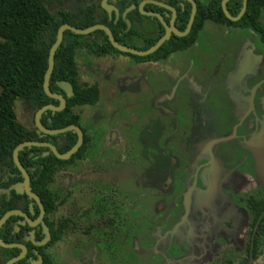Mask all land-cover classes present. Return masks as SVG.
Listing matches in <instances>:
<instances>
[{
    "label": "flooded vegetation",
    "instance_id": "af4514ba",
    "mask_svg": "<svg viewBox=\"0 0 264 264\" xmlns=\"http://www.w3.org/2000/svg\"><path fill=\"white\" fill-rule=\"evenodd\" d=\"M141 1L131 0L128 6L134 4V9L137 10V5ZM155 1L160 2V7L156 6V11L144 10V8L149 9L150 6H155L149 3L144 4L143 10L160 13L166 25L173 21L172 25L178 30V16L186 4L190 5L189 19L191 13L189 1ZM191 1L194 2L196 8L197 1L207 3L208 0ZM120 2L108 0V3L118 10L122 7ZM242 3L243 0H241L240 9L235 16L240 12ZM163 4L174 10L173 20L172 11L162 7ZM263 13L264 6L259 11V21L260 15ZM207 22L220 25L211 21ZM159 24L160 32L162 31L160 37H162L165 29L161 22ZM260 24L264 28L261 21ZM220 26L250 28L241 25L223 24ZM204 27L205 25L201 31ZM185 28L178 31L183 32ZM250 29L255 33L258 43L264 47V41L258 33L252 28ZM172 36L175 35L171 34L170 38ZM92 39H96V36H92ZM197 41L196 38L188 47L160 58V64L158 61L135 62L133 70L137 68V65L138 67L146 64L153 67L160 65L161 84L164 83L163 77L168 76L166 83L161 85L164 88H160V92L165 89L170 90L174 74L168 71L164 72L166 70L165 63L183 61L180 55L192 48ZM178 63L171 65L174 66ZM251 66L252 61L249 54H246L241 65L240 76L234 80L235 83L232 82L238 86V89L234 88L233 93L242 95L245 89L247 90V94L243 96L245 107L240 110V119L246 118V124L234 132L231 126L221 123L222 112L211 111L207 106L202 105H197L193 109L188 107L184 110L190 109V111L184 113L190 119L188 121L182 119L177 128L167 126L169 128L164 131L162 128L159 149L155 153H146V157H154L152 160H155L156 156L160 157V164L145 165L138 159L147 160L142 149H148V145L141 144L144 140H136L133 150L130 145L120 143L121 137L112 128L106 131L102 149L95 152L96 148L90 142V136L80 124L75 125L82 132L80 147L84 144L85 151L80 158L71 160L73 154L67 160H61L69 162L65 163L61 169L54 171L50 193L46 201L47 206L52 209L51 212L45 210L41 198L31 190L29 175V190L41 202L43 208L41 216L39 207L34 200L30 199L24 191L17 193L12 189L13 186L22 183L23 179L20 173L15 174L21 178L20 182L1 186L8 183V179L14 176L2 172L0 174V201L2 197L8 198L10 192L19 196L24 195L28 200L27 207L25 208L24 202L15 200L16 203H13L15 209L10 210L19 211L30 222H36L34 226H30L22 216H10L17 218L12 225L13 233L19 234L20 227L28 228L21 237H17L18 242H13L26 248V253L20 260L27 255L28 248L25 243L29 242L34 247H46L45 253L49 256L51 264H56L58 252L61 258L60 264H73L74 259L81 261L82 253L89 264H186L187 254L190 258L188 260L191 261L187 264H260L264 254V211L257 214L255 207L264 204V184L260 180V172H264V163L262 159L258 158L259 163L256 164V157L264 156V142L261 143V140L264 139V132H262L264 129V79H253L256 73ZM100 68V63L96 62L98 72ZM106 75H112V71ZM125 79L118 76L116 82H119L117 84L120 86L128 84L129 81ZM251 81L254 83L250 86ZM257 82H260L259 94L254 96L250 94V91ZM200 83L202 85L201 81ZM196 87H193L195 92L198 90ZM201 89L202 87L198 92ZM55 94H60L63 98L65 96L59 89ZM157 100L160 104V113L172 116L171 107L175 100L174 90L162 93ZM255 102L259 106L257 112H253L252 106ZM54 106H58V101ZM77 111L80 116L81 107ZM192 114L195 115L197 124L195 121H191ZM42 135L51 137L46 142L53 145L56 150L57 147H61L63 142L61 138L52 139L53 136L59 134ZM189 138L192 142L187 140ZM155 144L156 140L151 142L149 147H153ZM108 151L109 153L105 154ZM45 152L51 153L47 149L41 155L46 156L48 153L43 155ZM260 154L262 156H259ZM204 166H208L209 169ZM148 170H150L149 177L144 178L142 172ZM252 180L255 183L253 187L250 186ZM122 181L126 184L132 181L134 184H124L129 191H132V200L124 199L122 201L117 198V184ZM228 198L231 199L229 202L234 205L236 210L231 208L222 214L220 209L229 203ZM167 199L170 200L167 201ZM184 200H187L186 207ZM148 203L151 206L149 210H147ZM30 205L32 213L29 210ZM238 210H243V214H238ZM243 216L247 219V240H245L242 249L238 250L229 237L232 238L234 236L232 234L239 229L238 226L242 224ZM44 220L53 225L56 234L60 233V239L50 243L51 231ZM149 225L151 229L147 230ZM258 226H260L259 231ZM134 230L136 231L131 234ZM37 235L41 237L39 240L36 239ZM0 240L3 242L2 239ZM255 240H257L256 247L254 246ZM127 242H129L128 247ZM16 249L19 250L16 255L18 256L21 250ZM121 249H123L122 252ZM9 260L4 263L0 260V263L6 264ZM20 260L12 264H16ZM31 264H38V262L32 260Z\"/></svg>",
    "mask_w": 264,
    "mask_h": 264
},
{
    "label": "trees",
    "instance_id": "16d2710c",
    "mask_svg": "<svg viewBox=\"0 0 264 264\" xmlns=\"http://www.w3.org/2000/svg\"><path fill=\"white\" fill-rule=\"evenodd\" d=\"M130 1H121L122 7L119 11L128 6ZM220 1L208 0L207 3L197 1V11L188 35L182 38L172 36L154 53L145 57L118 52L99 30L89 35H76L64 31L62 42L54 53V67L48 89L56 93L58 90L56 82L65 81L70 83L73 94L68 98L64 96L66 106L63 110L54 113L44 112L40 117V124L47 129L79 125L80 116L77 110L97 102L99 95L96 87L82 83L78 79L75 65L77 51L86 50L97 57L124 54L132 57L135 62H156L165 55L188 47L197 38L207 21L220 25L250 27L264 41V28L258 20L264 0H247L245 12L237 22H231L223 15ZM240 5L241 0H229L226 9L231 16H235ZM50 7L51 2L48 0H0V174L5 172L14 175L8 179V183L1 186L21 181V178L15 175L18 174V170L12 162V151L18 144L26 141L46 142L51 138L39 133L35 127L27 128L18 122L13 105L16 99H24L35 113L42 106L57 104V101L44 94L42 85L47 70L48 52L61 25L68 24L78 29H86L97 24L104 25L118 44L138 51H145L153 46L162 34L160 24L155 18L142 16L136 9L127 14L131 27L124 32L126 27L123 21L120 18L115 20L113 14L108 17L99 2L79 1L78 8L74 11L59 8L56 12H52ZM144 10L156 11L157 7L150 6L149 9L144 8ZM189 10L190 5L186 4L178 16L179 31L186 26ZM92 36H96V39H92ZM58 138L63 140L61 147H57L59 153L66 152L76 141L75 133L72 131L52 137L53 140ZM83 145L74 153L71 160L80 158L85 151ZM46 150L43 147L23 148L18 152V160L30 176L31 190L41 198L45 210L51 212L52 209L47 206L46 201L50 193L52 176L55 170L61 169L69 161L58 160L51 153L42 156V152ZM15 200L24 202L25 208L27 207L28 200L24 195L19 196L10 192L8 198H1L0 216L10 209H15L13 205L16 203ZM255 210L257 214L263 212L264 204L255 207ZM16 219L10 217L0 229V239L3 242H18L17 237H21L28 229L20 227L19 234L13 233L12 225ZM44 221L51 231L50 243L60 239V233L56 234L53 225L47 220ZM259 228L260 226L258 231ZM40 238L36 236L37 240ZM25 244L28 248L27 255L16 264H31L32 260L38 264H51L49 256L45 253L46 247H34L29 242ZM18 253L19 250L16 248H0V260L4 263Z\"/></svg>",
    "mask_w": 264,
    "mask_h": 264
},
{
    "label": "rangeland",
    "instance_id": "374dc122",
    "mask_svg": "<svg viewBox=\"0 0 264 264\" xmlns=\"http://www.w3.org/2000/svg\"><path fill=\"white\" fill-rule=\"evenodd\" d=\"M48 1L51 2L50 10L56 12L59 8L74 11L78 8L79 1H90L91 3L99 2L101 4L103 0ZM260 21L264 25V13L260 15ZM204 25V29L197 35V43L186 52L184 51V54L180 55V58H182L184 62L181 61L178 63L177 60L172 63H165L164 65L166 69L164 72L168 71L174 74L171 80V89L174 90L175 95V100L171 107L172 116H166L160 113V104L157 99L162 93H168L171 90L165 89L160 92V88H164L161 85L165 84L168 79V76H164V83L161 84L160 65L156 67L150 64L141 67L137 65V68L133 70L135 61L132 57L124 54H111L104 57H96L86 51L76 52L75 65L79 81L96 87L99 90L97 103L95 105H85L81 107L79 118L80 126L90 136V142H92L93 146L96 148L95 152L102 149L106 131L112 128L117 132L116 134L121 137L120 143L130 145L133 150L135 147L134 145H136V140H144L141 144H147L148 149L142 150L148 161L140 158L138 159L145 163V165L160 164V157L156 156L155 161L152 160L154 157H146V153H155L157 149H159L162 128L163 131L169 128L167 126H171V128L174 126L177 128L180 126L179 122L182 119L188 121L190 118L186 116L184 112H189L190 109H184L188 107L193 109L197 105L207 106L208 109L214 112H222L223 119L221 123L225 126H231L234 132L246 124V118L243 120L240 119V110L245 107L246 103L243 96L247 94V90L245 89L242 95H240V93H233L234 88L238 89V86L233 83H235L236 81L234 82V80L238 79L240 76L241 65L244 62L246 54H249L250 60L252 61V70L256 73L253 79H264V47L258 43L255 33L252 32L250 28L223 27L209 22H206ZM96 62H99L101 65L99 72L96 69ZM175 63L178 64L174 66L171 65ZM158 64H160V59L158 60ZM109 71H112V75L110 76L106 75ZM105 72L106 74H104ZM118 76L126 78L125 80H128L129 83L122 86L118 85L119 82H116V77ZM253 83L254 81H251L250 86ZM259 84L260 82H257L255 86L251 88L250 94L254 96L259 94ZM194 86H197L196 88L198 90L202 87L201 91H193ZM252 107L253 112H257L259 106L256 102ZM13 110L18 122L27 128L34 127V113L29 108L26 100L16 99L14 101ZM191 121H195L197 124V119L194 114H192ZM164 123L167 125H164ZM262 132H264V129ZM191 136L190 133V137ZM154 140H156V144L153 147H149V144ZM187 140L192 142L190 138ZM262 142H264V139L261 140V143ZM109 151L105 154L109 153ZM259 156H262V154ZM258 158H260V160L262 159L264 163V156H262L256 157V164L259 163ZM204 167L209 169L208 166ZM256 167L261 169L258 166ZM149 172L150 170L142 172L144 178L149 177ZM205 172H207V170H205ZM260 180L264 184L263 171L260 172ZM124 184L134 185L132 181H129L127 184L124 183V181L119 182V184H117L116 196L122 201H124V199L128 201L132 200V191H129ZM218 186H220V184H218ZM250 186H255L253 180ZM169 200L170 199H167V201ZM229 200L231 199L228 198V202ZM186 202L187 200H184L185 207ZM232 205L231 202L225 204L220 209V213L223 214L226 210H231V208L235 211L236 208ZM150 208L151 206L148 203L147 210ZM237 213L243 214V210H238ZM243 217L242 224L238 226L239 229L232 234L234 235L232 238L229 237L231 241L233 240L232 243H235L238 250L242 249L245 240H247V219L245 216ZM140 229L142 230V228ZM148 229H151L150 225L147 227V230ZM135 231L136 230L131 232V234ZM128 245L129 242H127V247ZM120 251L122 252L123 249ZM119 253L118 251V254ZM190 255L192 254L190 253ZM186 256L185 259H187V263H190L191 261L188 260L190 259L188 258V254ZM80 260L81 261L74 259L72 263L89 264L84 258L83 253L81 254ZM261 261L260 264H264V254ZM60 263L61 258L58 252L56 264Z\"/></svg>",
    "mask_w": 264,
    "mask_h": 264
},
{
    "label": "water",
    "instance_id": "95a60500",
    "mask_svg": "<svg viewBox=\"0 0 264 264\" xmlns=\"http://www.w3.org/2000/svg\"><path fill=\"white\" fill-rule=\"evenodd\" d=\"M111 1H116V0H111ZM118 1H123V0H118ZM190 2L191 4V13L186 25V28L183 32H179L173 25V21H171V23L169 25H166L161 16L160 13L157 12H147L143 10V6L146 3L155 5V6H159L160 7V2L159 1H155V0H142L138 5H137V11L139 14L143 15V16H151L153 18H156L158 20V22L162 23L165 29V32L163 34L162 37H160L153 46H151L150 48H148L145 51H138L135 50L133 48L127 47V46H123L118 44L114 37L112 36V33L110 32V30L104 26V25H94L91 27H88L86 29H78L75 28L73 26H70L68 24H63L61 25L56 33V38L54 43L52 44V46L49 49L48 52V59H47V70L44 74L43 77V92L46 96H48L51 99H56L58 101V106H54V105H45L42 106L41 108H39L33 115V123H34V127L37 129L38 132L45 134V135H55V134H62L65 133L67 131H73L76 134V143L75 145H73L65 154H60L58 153V151L55 149V147L53 145H51L50 143L47 142H34V141H26V142H22L20 144H18L12 151V162L14 167L18 170V172L20 173L23 181L20 184H17L15 186L12 187V189H14L17 193H22V191H24V193L32 200H34L36 202V204L39 207L40 210V216L43 214V208L41 205V202L39 200V198L32 192H30L29 190V177L28 174L26 173V170L22 167V165L20 164L19 160H18V152L20 150H22L23 148H29V147H44L46 149H48V151L51 152V154L58 160H67L69 157H71V155H73L78 148L80 147L81 143H82V132L80 130L79 127L75 126V125H69L67 127L64 128H60V129H47L45 127H43L40 124V117L41 115L46 112V111H51V112H59L61 111L64 107H65V99L60 95V94H55L52 93L49 89V78L51 75V72L53 70L54 67V53L56 51V49L59 47V45L62 42V37H63V32L64 31H70L73 34L76 35H89L95 31H102L105 36L107 37L108 42L110 43V45L117 50L120 53H126V54H130L133 56H138V57H145L148 55H151L152 53H154L164 42H166L169 38L170 35L173 34L177 37H183L185 36L191 28V25L193 23L194 17H195V4L193 1L191 0H187ZM228 0H222L220 3L221 9L223 14L225 15V17L230 20V21H237L241 18V16L244 14L245 12V8H246V0H243L242 3V8L240 10V12L238 13L237 16L232 17L228 14L227 10H226V2ZM101 8L108 14V17L111 16V13L113 12L114 14V18L115 20H117L118 18H120L123 23L125 24V31L127 32L130 27H131V23L129 21V19L127 18V14L129 12H131L134 9V4H131L130 6H128L127 8H124V10L122 12H119V10L114 7L112 4L108 3V0H103L102 3L100 4ZM162 7H164L165 9L171 10L172 11V20L174 19L175 16V12L173 9H171L170 7L166 6V5H162ZM56 86L58 87V89L65 94V96L68 98L70 96H72V87L70 85V83L65 82V81H57L56 82ZM48 152H45L43 155H46ZM30 212L32 213V206L30 205L29 207ZM15 216V215H19L22 216L23 218L26 219L27 223L30 226H34L36 224V222H30L26 216H24L21 212L19 211H15V210H10L7 211L1 218H0V227L1 225L10 217V216ZM44 243V242H42ZM0 247L2 248H19L21 250L20 254L18 256H16L15 258L9 260L6 264H12L13 262H16L18 260H20L21 258H23V256L26 253V248L23 245H19V244H7L4 243L0 240Z\"/></svg>",
    "mask_w": 264,
    "mask_h": 264
}]
</instances>
